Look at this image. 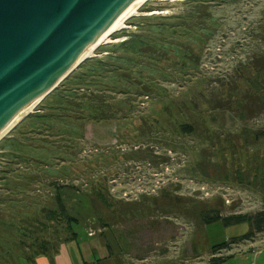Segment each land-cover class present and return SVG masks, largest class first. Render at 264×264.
Instances as JSON below:
<instances>
[{
    "label": "rangeland",
    "instance_id": "374dc122",
    "mask_svg": "<svg viewBox=\"0 0 264 264\" xmlns=\"http://www.w3.org/2000/svg\"><path fill=\"white\" fill-rule=\"evenodd\" d=\"M139 14L66 84L113 118L78 119L60 84L0 139V264H208L222 243L264 264L231 242L246 223H206L264 210V0Z\"/></svg>",
    "mask_w": 264,
    "mask_h": 264
},
{
    "label": "water",
    "instance_id": "95a60500",
    "mask_svg": "<svg viewBox=\"0 0 264 264\" xmlns=\"http://www.w3.org/2000/svg\"><path fill=\"white\" fill-rule=\"evenodd\" d=\"M136 1L0 0V136L84 63Z\"/></svg>",
    "mask_w": 264,
    "mask_h": 264
},
{
    "label": "trees",
    "instance_id": "16d2710c",
    "mask_svg": "<svg viewBox=\"0 0 264 264\" xmlns=\"http://www.w3.org/2000/svg\"><path fill=\"white\" fill-rule=\"evenodd\" d=\"M91 62V61H88ZM85 64H81L68 78H66L61 85V91H68L73 95L75 93L74 98L71 101H68L70 106L76 107L78 110L76 112L77 118L82 120L85 119V115L82 114V111L79 109H82V105H85L87 110L89 111V116L90 118L98 119V120H106L113 118L112 113L110 111V108H108L107 105L103 104V99L99 95L101 93H94L92 94L91 91L88 93H80L81 86H78L76 89H65L66 87L68 88L69 86L66 85L68 82H70L73 79H77L82 76L83 68ZM79 90V91H78ZM83 90V89H82ZM54 91H58V88L55 89ZM53 91V92H54ZM84 91V90H83ZM115 116V115H114ZM183 130L185 133H191L193 132V127L191 125L189 126H184ZM100 199L106 203L104 197L100 196ZM223 221L224 225L230 226L233 224H240V223H246L248 225V231L246 234H243L242 236L233 238L231 240L232 244H238L241 241H249L253 240L256 234L262 233L264 231V210L252 215V216H246V215H235L234 217H219L218 215L210 216L207 220L206 223L209 224L211 222H216V221ZM79 236V234H77ZM76 237H74L75 239ZM227 243H222L220 245L214 246L211 249L212 252V257L209 259L208 263L209 264H223L227 258H229V255L222 256L216 254L219 252V250L222 249H228ZM220 253V252H219ZM86 264V263H85Z\"/></svg>",
    "mask_w": 264,
    "mask_h": 264
},
{
    "label": "bare ground",
    "instance_id": "6f19581e",
    "mask_svg": "<svg viewBox=\"0 0 264 264\" xmlns=\"http://www.w3.org/2000/svg\"><path fill=\"white\" fill-rule=\"evenodd\" d=\"M149 0H137L108 30L107 32L99 39V41L90 49V51L87 53L86 57L89 59L91 58L94 53L95 50L100 47V45L102 44H106V43H115L119 41V38H114L112 40V35L114 33H116L117 31L126 28V21L128 19H130L132 16H137L140 15L139 14V10L140 8ZM161 1H167V0H161ZM161 12H157V11H151L149 13H147L146 15H157ZM62 84V82H60ZM60 83H58L57 85H60ZM52 89V88H51ZM47 94L44 93L43 95H41L39 98H37L34 103L31 105V107H29V109L21 116V118L18 120L20 121L22 118L26 117L27 115H29L30 113H32L35 108L37 107V105L43 101L45 99V95ZM15 129V127H14ZM9 132H5L1 137H4L8 134Z\"/></svg>",
    "mask_w": 264,
    "mask_h": 264
},
{
    "label": "crops",
    "instance_id": "0c3cea01",
    "mask_svg": "<svg viewBox=\"0 0 264 264\" xmlns=\"http://www.w3.org/2000/svg\"><path fill=\"white\" fill-rule=\"evenodd\" d=\"M254 241V242H253ZM253 241L252 240H249V241H245L246 243V247L248 248V253H249V255L248 256H246V259H249V258H251V256L252 255H255V256H262V254H263V252H264V250H257L254 254H251L250 252H252V251H254V248H255V246H256V244L259 242H257L256 241V239L254 240L253 239ZM258 249H259V247H257ZM261 258V257H260ZM201 264H207V262H205V263H201ZM209 264V263H208Z\"/></svg>",
    "mask_w": 264,
    "mask_h": 264
},
{
    "label": "built area",
    "instance_id": "2783aa9c",
    "mask_svg": "<svg viewBox=\"0 0 264 264\" xmlns=\"http://www.w3.org/2000/svg\"><path fill=\"white\" fill-rule=\"evenodd\" d=\"M88 234H90L91 235V233H88ZM253 264V263H252Z\"/></svg>",
    "mask_w": 264,
    "mask_h": 264
}]
</instances>
